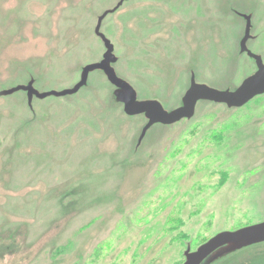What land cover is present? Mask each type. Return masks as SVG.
<instances>
[{"label": "rangeland", "instance_id": "374dc122", "mask_svg": "<svg viewBox=\"0 0 264 264\" xmlns=\"http://www.w3.org/2000/svg\"><path fill=\"white\" fill-rule=\"evenodd\" d=\"M123 1L117 9L116 6ZM113 46L139 101L180 107L197 84L235 90L264 63V0H0V94L73 88ZM101 71L65 97L0 95V264H184L264 221V95L192 118L128 117ZM204 264H264V243Z\"/></svg>", "mask_w": 264, "mask_h": 264}, {"label": "water", "instance_id": "95a60500", "mask_svg": "<svg viewBox=\"0 0 264 264\" xmlns=\"http://www.w3.org/2000/svg\"><path fill=\"white\" fill-rule=\"evenodd\" d=\"M123 1H121L114 10H117ZM109 12L99 17L95 29L104 42L106 53L100 63L86 65L82 69L80 81L71 89L60 92L50 91L40 93L34 89L33 83L27 86H17L10 90L1 92L0 95L10 96L16 92L22 91L27 93L28 103L34 97L46 99L47 97H65L76 94L87 84L89 74L93 71H101L108 82L117 90L115 92L116 101L123 105L124 113L128 117L144 115L147 124L139 138V143L145 137L147 131L154 125L172 126L184 119L193 117L196 105L200 101L223 104L229 109H238L247 105L250 101L258 96L264 95V63L260 56L255 55L247 48V43L251 39V16L243 15L246 20L245 33L240 41V53L246 54L256 65V72L247 77L242 84L235 90H218L207 85L197 84L194 77L191 79L190 87L185 93L180 107L172 111H166L163 106L155 100L139 101L135 90L125 81L118 78L111 64L115 62L113 55V46L100 32L103 19ZM264 243V221L254 225L246 226L235 231H224L207 242L199 246L195 251L190 252L187 249L184 264H204L211 258L217 256L222 258L226 255L233 254L244 248Z\"/></svg>", "mask_w": 264, "mask_h": 264}]
</instances>
